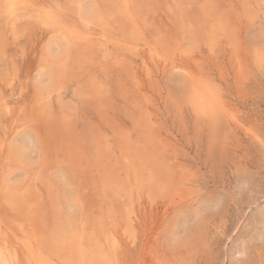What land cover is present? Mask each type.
I'll list each match as a JSON object with an SVG mask.
<instances>
[{
  "label": "rangeland",
  "instance_id": "374dc122",
  "mask_svg": "<svg viewBox=\"0 0 264 264\" xmlns=\"http://www.w3.org/2000/svg\"><path fill=\"white\" fill-rule=\"evenodd\" d=\"M86 1L26 0L12 10L0 0V142L11 139L0 148V264H28L30 251L55 264H98L113 254L112 235L115 264H264V0ZM88 4L110 12L112 29L80 16ZM51 15L92 35L80 43L82 66ZM53 40L67 44L63 59L49 55ZM205 83L223 101L215 117L190 101ZM126 139L130 165L118 150ZM136 175L161 181L139 188ZM70 220L85 234L84 258L61 230ZM92 236L99 248H89Z\"/></svg>",
  "mask_w": 264,
  "mask_h": 264
},
{
  "label": "bare ground",
  "instance_id": "6f19581e",
  "mask_svg": "<svg viewBox=\"0 0 264 264\" xmlns=\"http://www.w3.org/2000/svg\"><path fill=\"white\" fill-rule=\"evenodd\" d=\"M6 1V3H8L9 4V6H10V8L13 10H15V8L16 7H18L17 5H22L26 0H5ZM68 1V0H67ZM88 1V0H87ZM86 1V2H87ZM96 1V0H95ZM99 1V0H98ZM119 1V0H118ZM121 1V0H120ZM123 1V0H122ZM127 1H129V0H127ZM30 2V1H29ZM82 2V1H81ZM139 2V1H138ZM25 3H27V2H25ZM24 3V4H25ZM32 2H30V4H31ZM34 3V2H33ZM32 3V4H33ZM56 3H57V1H56ZM78 3V2H77ZM109 3V2H108ZM126 3V2H125ZM23 4V5H24ZM35 4V3H34ZM67 4V3H66ZM96 4V3H95ZM28 5V4H27ZM37 5V4H36ZM58 5V4H57ZM102 5V4H101ZM105 5V4H104ZM102 6V7H105V6ZM128 5H129V2H128ZM67 6V5H66ZM130 6V5H129ZM29 7V6H28ZM100 7V6H99ZM108 7V6H107ZM134 7V6H133ZM143 7V6H142ZM30 8H31V6H30ZM55 8H57V6L55 7ZM80 9H79V11L78 12H80V16L85 20V21H87V22H96L97 24H99V26H101V28L102 29H105V30H110V29H112V27H111V23H110V17H111V14H110V12L108 11V10H106V11H101L99 8H98V6L97 5H90V4H88V5H85V6H82L81 5V7H79ZM135 8V7H134ZM20 9H22V8H20ZM19 9V10H20ZM32 9V8H31ZM60 9H62V8H60ZM76 9V8H75ZM24 10V9H23ZM65 10V9H64ZM132 10V9H131ZM10 11V10H9ZM8 11V12H9ZM61 11V10H60ZM63 11V10H62ZM128 10H127V4H125L124 5V7L123 8H121V10L118 12V16H119V18H121L120 20H123L124 18H125V15H126V12H127ZM71 12H72V10H71ZM73 12H74V10H73ZM10 13V12H9ZM13 13V12H12ZM11 13V14H12ZM56 13H58V12H56ZM55 13V14H56ZM75 13V12H74ZM129 13V12H128ZM8 14V13H7ZM17 14V13H16ZM59 14H60V12H59ZM76 14V13H75ZM131 14V13H130ZM129 15V14H128ZM127 15V16H128ZM136 15V14H135ZM12 16V15H11ZM61 16H62V14H61ZM42 17V16H41ZM52 17H54V16H50V19H53V21H54V23H56L58 26H59V28H61V29H64L65 30V32H66V34H67V36H68V42H69V49H67L68 51L70 50V52H72L73 53V62H79L80 64H81V60L84 58V56H83V51H84V49L82 48V47H80V43L81 42H83V43H86V41H89L90 40V37L92 36H90L89 37V35H87V36H84V35H82L81 34V32H79V31H77L76 32V28L74 29V28H70V29H68L67 31H66V29L65 28H63L62 27V23H58V20H59V17L56 15V17L55 18H52ZM129 17V16H128ZM14 18V17H13ZM32 18V17H31ZM77 18V17H76ZM78 19H79V17H78ZM129 19V18H128ZM35 20V19H34ZM76 20V19H75ZM130 20H132V19H130ZM15 21V20H14ZM38 21V20H37ZM128 21V20H127ZM133 21V20H132ZM19 22V21H18ZM135 22V21H134ZM15 23H17V22H15ZM75 23V22H74ZM77 23H78V21H77ZM82 23V22H81ZM131 23V22H130ZM40 24H41V22H40ZM55 24V25H56ZM54 25V24H53ZM57 25H56V27H57ZM80 25V24H79ZM123 25V24H122ZM136 25V24H135ZM221 24L219 23V26H220ZM72 26V25H71ZM218 26V27H219ZM94 27V26H93ZM120 27V26H119ZM213 28H215L214 26H212ZM81 28V27H80ZM124 27H122V29H123ZM130 28V27H129ZM133 28H134V26H133ZM232 28V27H231ZM58 29V28H57ZM216 29V28H215ZM55 30V29H54ZM78 30V29H77ZM124 30V29H123ZM217 30H219V29H217ZM88 31V30H87ZM92 31V30H91ZM216 31V30H215ZM55 32H56V30H55ZM103 32V31H102ZM113 32V31H112ZM112 32H110V34L112 33ZM217 32V31H216ZM219 33V32H218ZM104 34H106V33H104ZM137 35V34H136ZM52 36V35H51ZM89 37V38H88ZM213 38V37H212ZM58 39V38H57ZM60 40V39H59ZM65 41V40H64ZM63 42V41H62ZM67 42V41H66ZM91 41H89V43H90ZM158 42H160V41H158ZM87 44V45H90V44ZM93 44H94V41H93ZM96 44V43H95ZM166 44V43H165ZM241 44V43H240ZM97 45V44H96ZM63 46H67V44L66 45H61L60 43H58V41H56V40H53L49 45H48V48H47V50H48V53H49V55L51 56V58L53 57H57L58 59L59 58H61V59H63V57L67 54V52L68 51H66V52H64V49H66V48H64L63 49ZM84 46V45H83ZM92 46H94V45H92ZM149 47V46H148ZM167 47H168V45H167ZM93 48H95V47H92L91 49H93ZM98 48V47H97ZM88 49H90V46L88 47ZM169 49H171V48H169ZM239 49H241V48H239ZM86 50V49H85ZM100 50V49H99ZM235 51H236V49H235ZM85 52V51H84ZM148 52V51H147ZM87 53V52H86ZM169 53V52H168ZM70 54V53H69ZM98 54V53H97ZM149 54V53H148ZM155 54V53H154ZM153 54V55H154ZM90 55V54H89ZM96 55V54H95ZM233 55H234V53H233ZM251 55V54H250ZM49 56V57H50ZM83 56V57H82ZM152 56V55H151ZM150 56V57H151ZM72 57V56H71ZM86 57H88V56H86ZM47 58H48V56H47ZM56 58V59H57ZM69 58V57H68ZM93 58V57H92ZM145 58V57H144ZM247 59V58H246ZM50 60V59H49ZM52 60V59H51ZM92 60V59H91ZM143 60V59H142ZM146 60V59H145ZM179 61V60H178ZM83 62V61H82ZM84 62H85V60H84ZM90 62V61H89ZM92 62V61H91ZM115 62V61H114ZM119 62H120V60H119ZM129 62V61H128ZM164 62V61H163ZM251 62V61H250ZM57 63V62H56ZM255 63V62H254ZM49 64V63H48ZM55 64V63H54ZM94 64V63H93ZM120 64V63H119ZM126 64H127V62H126ZM130 64V63H129ZM142 64V63H141ZM75 65H78V63L77 64H75ZM84 65V64H83ZM92 65V63L91 64H89V66H91ZM128 65V64H127ZM126 65V66H127ZM134 65V64H133ZM143 65H146V62H143ZM149 65V64H148ZM159 65V64H158ZM166 65V64H165ZM248 65V64H247ZM48 66V65H47ZM81 66H82V64H81ZM80 66V67H81ZM130 66V65H129ZM129 66H128V68H129ZM181 66V65H180ZM115 67V66H114ZM124 67H125V65H124ZM142 67V66H141ZM54 68V67H53ZM65 69H66V67H64ZM84 68H85V66H84ZM131 68V69H130ZM129 69L130 70H133V68L132 67H130ZM143 68H145V67H143ZM149 68V67H148ZM148 68L146 67V69H147V71H148ZM168 68V67H167ZM86 69V68H85ZM88 69V68H87ZM166 69V68H165ZM249 69V68H248ZM57 70V69H56ZM68 70V69H67ZM80 70V69H79ZM127 70V69H126ZM49 71V70H48ZM69 71V70H68ZM77 71V70H76ZM150 71H151V69H150ZM128 72V71H127ZM129 72H133V71H129ZM134 72H135V69H134ZM133 72V73H134ZM59 73V72H58ZM141 73V72H140ZM144 73V72H143ZM264 73V72H263ZM151 74V73H150ZM43 75H45V73L43 72ZM147 76H148V74H146ZM39 76V75H38ZM41 76V75H40ZM46 76V75H45ZM133 76H135V74H133ZM150 76V75H149ZM245 76V75H244ZM131 77V76H130ZM7 78V77H6ZM56 78V77H55ZM95 78V77H94ZM41 79V78H40ZM39 78H38V81L40 80ZM48 79V78H47ZM50 79V78H49ZM90 79H92V77L90 78ZM96 79V78H95ZM130 79V78H129ZM133 79H135V78H133ZM194 79V78H193ZM12 80V79H11ZM36 80V79H35ZM97 80V79H96ZM41 81V80H40ZM39 81V82H40ZM45 81V80H44ZM88 81V80H87ZM132 81V80H131ZM136 81H137V78H136ZM38 82V83H39ZM47 82H49V81H47ZM47 82H40L39 84V87L41 88V89H43V90H46L47 91V89L49 90V87L46 85L47 84ZM90 82H92V80L90 81ZM133 82V81H132ZM37 83V82H36ZM53 83H54V81H53ZM93 83H95V80L92 82V85H93ZM98 83V82H97ZM117 83V82H116ZM198 83V82H197ZM9 84V83H8ZM48 84H50V83H48ZM91 84V83H90ZM199 84V83H198ZM87 85V84H86ZM202 85V84H201ZM38 86V85H37ZM100 89H98V90H101L102 91V89H104L103 87H100L99 86V83H98V85H97ZM196 86V85H195ZM211 85H206V83H205V85H204V87L202 86V89H200L198 86V88L196 87V88H194V89H192V91H191V94H190V101H191V104L193 103L194 104V106H195V108L200 112V113H206V114H208V115H211L212 117H215L216 115H217V109L219 108V107H221L222 106V104H223V101H220L221 99H220V97H219V95H217V94H215V93H213V91H212V89H210V88H212V87H210ZM92 87V86H91ZM97 87V88H98ZM105 87V86H104ZM40 88H38V89H40ZM51 88V87H50ZM102 88V89H101ZM109 88V87H108ZM140 87H138V89H139ZM11 89V88H10ZM38 89H36V91L38 90ZM87 89V88H86ZM51 90V89H50ZM23 91V90H22ZM42 91V90H41ZM101 91H98V93L99 92H101ZM39 92V91H38ZM45 92V91H44ZM41 93V92H40ZM90 93V92H89ZM96 94V93H95ZM101 94V93H100ZM99 94V96H101ZM141 94V93H140ZM42 94H40V96H41ZM94 95V94H93ZM40 98V97H39ZM37 98H35V100H36ZM41 99V98H40ZM41 100H43V99H41ZM41 100H40V102H41ZM126 100V99H125ZM226 101V100H225ZM36 102V101H35ZM128 102V101H127ZM192 104V105H193ZM9 106H10V104H8ZM135 105V104H134ZM146 105V104H145ZM16 106V105H15ZM136 106V105H135ZM225 105H223V107H224ZM2 107V106H1ZM143 107V106H142ZM222 107V108H223ZM11 108V107H10ZM225 108V107H224ZM4 109V108H3ZM142 109V108H141ZM145 109V108H144ZM226 109V108H225ZM6 110H7V107H6ZM11 110V109H10ZM143 110V109H142ZM220 110V109H219ZM239 110V109H238ZM228 111V110H227ZM12 112V111H11ZM16 112V111H15ZM19 112V111H18ZM17 112V113H18ZM138 112H140L141 113V115H143L142 114V112L141 111H138ZM26 113H27V111H26ZM143 113H145V111H143ZM233 113V112H232ZM11 114V113H10ZM139 114V113H138ZM146 114V113H145ZM144 114V115H145ZM140 115V114H139ZM138 115V116H139ZM148 115V114H147ZM202 115H204V114H202ZM12 116V115H11ZM22 116V115H21ZM13 117H14V115H13ZM20 117V116H19ZM25 117V116H24ZM132 118V117H131ZM148 118V117H147ZM133 119H134V117H133ZM141 120V119H140ZM154 120V119H153ZM152 120V121H153ZM17 121H19L17 118H14V122H13V124L14 123H18ZM147 121V120H146ZM149 121V120H148ZM11 122H12V119H11ZM114 122V121H113ZM134 122V121H133ZM141 122V121H140ZM139 122V123H140ZM110 123V122H109ZM139 123H136V124H139ZM149 123V122H148ZM1 124V123H0ZM19 124V123H18ZM118 124V123H117ZM142 124V123H141ZM111 125V124H110ZM140 125V124H139ZM147 125H149V124H147ZM114 126V125H113ZM20 127H22V126H20ZM136 127V126H135ZM139 128V127H138ZM144 128H145V126H144ZM14 130L16 129V126H14V128H13ZM19 129V128H18ZM112 129V128H111ZM139 130V129H138ZM144 131H145V129H143ZM112 131H113V129H112ZM165 131V130H164ZM9 133H11V132H9ZM16 133H17V130H16ZM159 133V132H158ZM115 134V133H114ZM118 134V133H117ZM148 135H149V133H147ZM147 134H145V136L147 135ZM7 135V134H6ZM12 135H13V132H12ZM14 135H16V134H14ZM119 136H120V134H118ZM143 135V134H142ZM147 135V136H148ZM150 135H151V133H150ZM119 136H117V140L119 139ZM154 136V135H153ZM6 137V136H5ZM8 137V136H7ZM26 137V136H25ZM103 137V136H102ZM157 138H158V136H156ZM12 138V137H11ZM101 138V137H100ZM125 138V137H124ZM150 138V137H149ZM152 138H155V137H152ZM5 139V138H4ZM24 139H26V138H24ZM29 139V141H31L32 139L31 138H28ZM27 139V140H28ZM9 140H11V139H9ZM8 139H7V141L5 140H3L4 142H0L1 143V149L2 150H4L5 148H6V144H8L7 142L9 141ZM103 140V139H102ZM121 140H122V137H121ZM151 140V139H150ZM149 140V141H150ZM154 140V139H153ZM152 140V141H153ZM25 141V140H24ZM101 141V140H100ZM151 141V142H152ZM122 142V141H121ZM154 143H155V141H153ZM26 143V142H25ZM31 143V142H30ZM158 143V142H157ZM161 143H163V142H161ZM105 145V144H104ZM131 145V144H130ZM123 146H124V148H122L121 146V149H123V150H120V149H118L119 151H121V154H122V159L124 160H122L124 163L123 164H125V163H127V164H129L130 162H129V157H130V153H129V151H130V148H129V144H128V141H127V139L125 140V142H124V144H123ZM165 146V145H164ZM167 146V145H166ZM9 147V146H8ZM17 147V146H16ZM101 147V146H100ZM105 147H106V145H105ZM119 147V146H118ZM131 147V146H130ZM150 147H152V146H150ZM156 147H159L160 148V146L158 145H156ZM10 148V147H9ZM110 148V147H109ZM153 148V147H152ZM162 148H165V147H162ZM161 148V149H162ZM7 149V148H6ZM6 149L4 150V151H6ZM15 149V148H14ZM101 149V148H100ZM104 149V148H103ZM106 149H108V148H106ZM166 149V148H165ZM165 149H163V150H165ZM132 150V149H131ZM137 150V149H136ZM150 150H151V148H150ZM150 150H149V152H150ZM154 150V151H153ZM160 150V149H159ZM11 151V150H10ZM15 151V150H14ZM19 151V150H18ZM22 151H24V150H22ZM108 151V150H107ZM152 151L153 152H155L156 153V151H155V149H152ZM158 151V150H157ZM7 152V151H6ZM97 152H99V151H97ZM105 152V151H104ZM104 152H103V154H104ZM132 152H134V151H132ZM149 152H147V153H149ZM152 152V153H153ZM16 153H18V152H16ZM19 153H21V152H19ZM111 153V152H110ZM152 153H151V155H152ZM97 154V153H96ZM100 154V153H99ZM132 154H134V153H132ZM143 154V153H142ZM160 154V153H159ZM22 155V154H21ZM101 155V154H100ZM135 155V154H134ZM140 155V154H139ZM162 155V154H161ZM161 155H160V157H161ZM8 156V155H7ZM23 156V155H22ZM82 156H84V155H82ZM103 156V155H102ZM145 156V155H144ZM163 156V155H162ZM6 157V156H5ZM98 157V156H97ZM112 157V156H111ZM152 157V156H151ZM159 157V156H158ZM14 158V157H13ZM84 158H87V157H84ZM99 158V157H98ZM98 158H96V159H98ZM101 158V157H100ZM99 158V159H100ZM133 158V157H132ZM8 159V158H7ZM98 159V160H99ZM112 159V158H111ZM150 159V158H149ZM153 159V158H152ZM2 160V159H1ZM12 160H14V159H12ZM84 160V159H83ZM145 160H146V162H147V158L145 157ZM144 160V161H145ZM154 160V159H153ZM158 159H156V161H157ZM160 160V159H159ZM158 160V161H159ZM163 160V159H162ZM104 161V160H103ZM106 161H109V160H106ZM121 161V162H122ZM21 162V161H20ZM153 162V161H152ZM155 162V161H154ZM161 162H163V161H161ZM160 162V163H161ZM102 162H100V164H101ZM107 163V162H106ZM149 163V162H148ZM148 163H146L145 165L147 166V164ZM167 163V162H166ZM15 164H17V163H15ZM23 164V163H22ZM82 164V163H81ZM99 164V165H100ZM118 164V163H117ZM133 164V163H132ZM139 164V163H138ZM156 164V163H155ZM163 164H165V160H164V163H162V164H160V165H163ZM103 165V164H102ZM130 165V164H129ZM157 165V164H156ZM1 166H2V164H1ZM119 166H120V164H119ZM124 166V165H123ZM142 166V165H141ZM145 166V167H146ZM150 166H152L151 164H150ZM86 167V166H85ZM109 167V166H108ZM140 167V166H139ZM138 167V168H139ZM144 167V169L146 170L147 169V167L145 168ZM166 166H164V167H161V169H163V168H165ZM168 167V166H167ZM107 168V167H106ZM110 168V167H109ZM132 168V167H131ZM142 168V167H141ZM141 168H139V169H141ZM151 168V167H150ZM156 168V167H155ZM124 169V168H123ZM143 169V168H142ZM159 169V168H158ZM178 169V168H177ZM111 172H112V170H110ZM109 171V172H110ZM125 171V170H124ZM132 171V170H131ZM134 171V170H133ZM143 171V170H142ZM154 171V170H153ZM159 171H161V170H159ZM110 172V173H111ZM138 172H139V170H138ZM144 172V171H143ZM143 172H142V175H143ZM97 173V172H96ZM114 173V172H113ZM135 173V172H134ZM140 173V172H139ZM139 173H137V174H139ZM159 173V172H158ZM108 174V173H107ZM106 174V175H107ZM141 174V173H140ZM144 174H145V172H144ZM146 174H148L147 172H146ZM152 174H154L153 172H152ZM149 175V174H148ZM162 175H164V173L162 174ZM161 175V176H162ZM136 176H138V175H136ZM154 175H152V177H151V175H150V178L147 176V178H149V179H143L144 177L142 176V178H139V176L137 177V182H138V187L139 188H143V187H146L147 188V186H149L150 188H151V190H156V188H157V182H156V180L157 181H161V179L160 180H158L159 178H161L159 175V177L157 176V178L158 179H156L155 180V177H153ZM165 176H166V174H165ZM110 177H112V173H111V176ZM140 177H141V175H140ZM106 178L107 179H109L107 176H106ZM4 179V178H3ZM185 179V178H184ZM100 180V179H99ZM104 180H105V177H104ZM116 180H119L118 178L116 179ZM122 180V179H121ZM186 180V179H185ZM101 182V181H100ZM119 182H121L120 180H119ZM123 182V181H122ZM163 182H165V180H163ZM4 183V182H3ZM103 183V182H102ZM109 183H110V181H109ZM108 183V184H109ZM112 183H114V182H112ZM118 183V182H117ZM127 183V182H126ZM183 183V182H182ZM101 184V183H100ZM119 184H121V183H119ZM118 184V185H119ZM102 185H104V183L102 184ZM110 185H112V184H110ZM2 186V185H1ZM104 186H106V185H104ZM130 186V185H129ZM112 187V186H111ZM4 188H5V186H4ZM106 188H107V186H106ZM106 188H104L103 187V189L105 190V192H106ZM109 188H110V186H109ZM149 188V189H150ZM7 190V189H6ZM9 190V189H8ZM142 190V189H141ZM109 191V190H108ZM111 191V190H110ZM121 191V190H120ZM113 192V191H112ZM111 192V193H112ZM9 193V192H8ZM107 193V192H106ZM114 193V192H113ZM150 193V192H149ZM5 194V193H4ZM121 194V193H120ZM151 194V193H150ZM158 194V193H157ZM1 195V194H0ZM119 195V194H118ZM143 195V194H142ZM147 195V194H146ZM7 196V195H6ZM115 196V195H114ZM127 196V195H126ZM8 197V196H7ZM9 197H10V195H9ZM8 197V198H9ZM117 197H120V195L119 196H117ZM148 197V196H147ZM152 197H153V195H152ZM5 198V197H4ZM116 198V197H115ZM138 198V197H137ZM139 199V198H138ZM117 201H118V199H116ZM119 200H121V198L119 199ZM149 200H151V198L149 199ZM1 201V200H0ZM133 201V200H132ZM3 202V201H2ZM39 202V201H38ZM106 202V201H105ZM121 203L123 202V201H120ZM119 202V203H120ZM134 202V201H133ZM122 204H124V203H122ZM102 205V204H101ZM121 205V204H120ZM133 205V204H132ZM126 206V205H125ZM128 206V205H127ZM5 207H6V205H5ZM109 207V206H108ZM176 207V206H175ZM125 208V207H124ZM98 209H100V208H98ZM15 210V209H14ZM112 212H113V210H112ZM150 212V211H149ZM199 212V211H198ZM120 213V212H119ZM131 213V212H130ZM110 214H111V212H110ZM128 214V213H127ZM133 214V213H132ZM144 214V213H143ZM102 215H103V213H102ZM126 215V214H125ZM94 216V215H93ZM112 216V215H111ZM146 216V215H145ZM155 217V216H154ZM131 218V217H130ZM130 218H128L127 220H128V226H130V223H131V221H134V220H131ZM140 218V217H139ZM54 219V218H53ZM69 219V218H68ZM89 219V218H88ZM125 219V218H124ZM12 220V219H11ZM94 220V219H93ZM97 220V219H96ZM99 220V219H98ZM111 220V219H110ZM109 220V221H110ZM56 221V220H55ZM89 221V220H88ZM95 221V220H94ZM15 222V221H14ZM2 224V223H1ZM16 224V223H15ZM77 224V223H76ZM95 224H96V222H95ZM132 224V223H131ZM144 224V223H143ZM3 225V224H2ZM80 225V224H79ZM124 225H125V223H124ZM4 226H6V225H4ZM18 226V225H17ZM93 226V225H92ZM102 226V225H101ZM100 226V227H101ZM19 227V226H18ZM61 227V230H63L64 232H66L67 234H71L72 235V239H74V240H78V241H80V243H79V247H78V249H79V253L81 254V257L82 258H84L85 257V252L87 251L86 249H88V248H86V247H84L85 245H84V243H83V241L85 240V234H83V233H81L82 235H80V237H79V235H76L75 233H74V231H75V227H74V223L70 220V222L67 224V225H63V226H60ZM91 226H89V228H90ZM100 227H97V228H99L100 229ZM132 227V226H131ZM2 228V227H1ZM87 228V227H86ZM92 228V227H91ZM133 228V227H132ZM52 229V228H51ZM77 229V228H76ZM79 229V228H78ZM78 229L76 230V231H78ZM88 229V228H87ZM105 229V228H104ZM122 229V228H121ZM142 229V228H141ZM5 230V229H4ZM83 230H85V228L83 227ZM123 230V229H122ZM89 231H91L90 229H89ZM132 231H134V230H132ZM3 232V231H2ZM10 232V231H9ZM25 232V231H24ZM79 232V231H78ZM83 232V231H82ZM99 232H101V230H99ZM106 232V231H105ZM263 232V231H262ZM4 233V232H3ZM102 233V232H101ZM101 233H99V234H101ZM121 233H122V231H121ZM129 233V232H128ZM103 234V233H102ZM115 234H117L116 232H115ZM131 234V233H130ZM27 235V234H26ZM31 235V234H30ZM55 235H57V234H55ZM55 235H53V236H55ZM63 236H64V234H62ZM91 235V234H90ZM261 235H262V233H261ZM261 235L259 236V233H258V236H259V238L261 237ZM16 236V235H15ZM53 236L51 237V238H53ZM127 236V235H126ZM129 236V235H128ZM136 236V235H135ZM32 237H34V236H32ZM37 237V236H36ZM107 237V236H106ZM132 237H133V235H132ZM262 237H264V236H262ZM2 238V237H1ZM98 238V237H97ZM96 237L94 238V236H92V238L91 239H89L88 240V242H89V244H88V246H89V248H91V247H98L97 245V239ZM105 238V236H103V239ZM129 238V237H128ZM3 239V238H2ZM1 239V240H2ZM33 239V238H32ZM56 239V238H55ZM65 239V238H64ZM106 239V238H105ZM105 239H104V241H105ZM111 239V240H110ZM121 239V238H120ZM146 239V238H145ZM23 241L24 240V238L23 239H20V241ZM107 240V243L109 242V244H111L112 245V247H113V254L109 251V249H108V251H103L102 252V254H99V261H98V264H115L116 262H118V261H116L117 260V256H120V255H118V252H119V250H120V245L121 244H119V240L117 239V237L116 236H113L112 235V237L110 238L109 237V239L107 238L106 239ZM110 240V241H109ZM135 240H136V238H135ZM17 241V240H16ZM39 241V240H38ZM41 242H42V240H40ZM70 241V240H69ZM103 241V243L104 244H106L105 242ZM132 241V240H131ZM134 241V240H133ZM247 242H248V240H246ZM6 242V241H5ZM7 242H8V239H7ZM10 242H12V241H10ZM33 242V241H32ZM75 242V241H74ZM21 243V242H20ZM39 243V242H38ZM67 243V242H66ZM135 243V242H134ZM15 244V243H14ZM13 244V245H14ZM25 244V243H24ZM50 244V243H49ZM86 244V243H85ZM97 244V245H96ZM244 244V243H243ZM255 244V243H254ZM107 245V244H106ZM60 246V245H59ZM71 246V245H70ZM78 246V245H77ZM109 246V245H108ZM241 246V245H240ZM14 247V246H13ZM16 247V246H15ZM34 247V246H33ZM46 247V246H45ZM23 248V247H22ZM39 248V247H38ZM99 248V247H98ZM103 248V247H102ZM249 248H250V246H249ZM14 249V248H13ZM25 249V248H24ZM26 249H28V248H26ZM35 249V248H34ZM40 249V248H39ZM111 249V248H110ZM29 250H31V249H29ZM28 251V250H27ZM36 251V250H35ZM41 251V250H40ZM39 251V252H40ZM70 251V250H69ZM72 251H74V250H72ZM102 251V250H101ZM29 252V251H28ZM27 252V253H28ZM240 253L241 254H245L246 253V248L245 247H242L241 248V250H240ZM37 254V253H36ZM74 254H75V252H74ZM61 255V254H60ZM67 255V254H66ZM75 255H77V254H75ZM47 257H48V255H46ZM59 256V255H58ZM64 256V255H63ZM4 258V254H3V252H2V250H0V260L1 259H3ZM18 258V257H17ZM55 258V257H54ZM71 258V257H70ZM73 258V257H72ZM113 259V260H112ZM26 260H27V262H28V264H55V262L53 261V259H50V258H45L44 256H42L41 254L40 255H35L32 251H30L28 254H27V256H26ZM74 260V259H73ZM70 261V260H69ZM72 261V260H71ZM70 261V262H71ZM114 261H115V263H114ZM119 262H120V260H119ZM2 263V262H1ZM72 264V263H71Z\"/></svg>",
  "mask_w": 264,
  "mask_h": 264
}]
</instances>
